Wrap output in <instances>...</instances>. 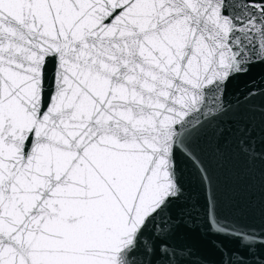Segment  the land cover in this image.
Segmentation results:
<instances>
[{"label": "snow or ice", "instance_id": "obj_1", "mask_svg": "<svg viewBox=\"0 0 264 264\" xmlns=\"http://www.w3.org/2000/svg\"><path fill=\"white\" fill-rule=\"evenodd\" d=\"M257 65L264 0H0V264H181L201 214L264 250V149L223 125L247 109L264 131V87L228 96ZM221 173L258 203L221 217Z\"/></svg>", "mask_w": 264, "mask_h": 264}, {"label": "water", "instance_id": "obj_2", "mask_svg": "<svg viewBox=\"0 0 264 264\" xmlns=\"http://www.w3.org/2000/svg\"><path fill=\"white\" fill-rule=\"evenodd\" d=\"M264 87V65L253 67L246 75L239 76L232 80L228 86V96L235 98L241 96L249 88L258 89ZM257 105L264 104V98H257L254 101ZM223 125L227 128L235 129L237 127H250L253 129V135L257 139L258 149H264V131L261 128V117L258 111L252 112L247 109H241L236 114H230L223 118ZM259 164H257L258 175ZM187 179V178H186ZM219 184L215 190V195L220 202L219 215L229 216L231 218L230 209L233 206H245L249 202H257L260 199L259 188H248L240 190L237 187L247 185L249 181L241 177L236 180L224 173L218 177ZM189 206L195 204L197 208L203 212L206 206L207 197L213 195L212 190L207 187L202 188L197 184H193L190 189ZM256 218H259V212H256ZM240 222H248L247 217H240ZM176 243L180 247L192 249V254L188 257L181 258V264H225L229 257L233 261L240 257L248 258L249 264H264V250H260L254 257L250 256L238 241L218 236L204 222V217L193 216V220L187 225L181 224L176 233Z\"/></svg>", "mask_w": 264, "mask_h": 264}]
</instances>
